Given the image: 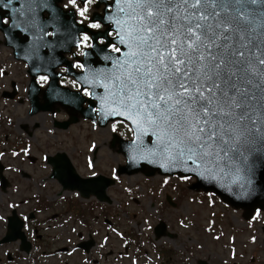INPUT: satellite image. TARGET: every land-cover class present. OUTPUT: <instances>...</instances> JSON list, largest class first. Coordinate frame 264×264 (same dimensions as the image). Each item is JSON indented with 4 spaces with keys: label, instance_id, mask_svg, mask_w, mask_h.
<instances>
[{
    "label": "flooded vegetation",
    "instance_id": "obj_1",
    "mask_svg": "<svg viewBox=\"0 0 264 264\" xmlns=\"http://www.w3.org/2000/svg\"><path fill=\"white\" fill-rule=\"evenodd\" d=\"M57 7L61 13L56 12ZM30 9L42 13L32 18ZM69 11L74 13L75 26L83 30L77 35L76 45L66 49L70 41L53 43L52 33L72 27ZM111 11L110 0H12L0 4V17L8 19V23H0V264H264V209L245 217L243 209L222 202L216 195L196 192L209 207L218 205L219 210L208 217V225L195 227L191 223L186 229L195 228L212 236L214 258L210 254L205 257L204 245L199 242L182 252L166 245L157 248L150 241L162 239L156 240L155 227L150 237H123L125 252L112 249L106 254L109 247L103 239L98 240L99 228L92 226L99 224L96 218L106 216L103 212L95 218L92 204L42 194L50 180L59 192H74L78 201L91 199L92 195L82 197L75 187L94 177L97 145L91 131L111 125L116 129L118 125L127 135L111 126V139L113 134L124 140L132 137L129 126L121 121L100 126L103 120L98 115L97 100L105 101L108 92L100 87V81L85 76L86 68L102 66L106 53L118 55L123 50L114 42L113 23L105 20V12ZM50 15L55 18L52 26L45 24ZM46 28L48 34L44 35ZM87 53L88 65L84 68ZM79 125L88 132L80 141L70 137V152L67 148L46 152L44 135L58 139L55 132L68 133ZM109 148L122 155L111 141ZM58 155H65L73 169L68 189L52 177V163L61 167ZM112 180L111 186L115 184V178ZM190 184L188 192H193ZM168 196L163 206L178 208L171 196L172 203H168ZM171 235L164 238L175 237Z\"/></svg>",
    "mask_w": 264,
    "mask_h": 264
},
{
    "label": "snow or ice",
    "instance_id": "obj_2",
    "mask_svg": "<svg viewBox=\"0 0 264 264\" xmlns=\"http://www.w3.org/2000/svg\"><path fill=\"white\" fill-rule=\"evenodd\" d=\"M128 8L129 53L111 111L152 129L160 154L192 175H211L221 161L248 166L264 149V0H128Z\"/></svg>",
    "mask_w": 264,
    "mask_h": 264
},
{
    "label": "water",
    "instance_id": "obj_3",
    "mask_svg": "<svg viewBox=\"0 0 264 264\" xmlns=\"http://www.w3.org/2000/svg\"><path fill=\"white\" fill-rule=\"evenodd\" d=\"M80 1L83 2L84 0ZM105 5L108 7L107 4ZM110 6L112 7V11L110 13L105 12V20L113 23L112 30L116 34L114 42L116 45L122 46L123 50L118 55L106 53L102 66L94 70L86 68L85 76L91 75L93 82L99 83L98 81H100V87L102 86L108 92L105 101L97 100L98 115L103 120L100 126H106L110 121L120 120L128 123L132 131V139L128 141L119 138L116 134L112 135L111 146L118 145V151L125 158V165L119 166L116 173L127 176L142 173L146 177H152L156 174L161 176L177 175L178 177L192 175V173L188 172L187 164L167 160L160 154L157 147V137L153 134L152 129L149 128L147 133H145V131L137 128L130 119H127L126 115H120L117 112L111 111V109L117 108V105L112 103L110 96V92L114 90V77L123 71L121 63L127 59L129 53L128 38L126 35L127 26L124 24V21L128 19L127 12L130 9L128 8V0H110ZM122 8L125 11L122 12ZM55 10L56 12L60 11V13L62 11L59 7L55 8ZM45 11L48 14H52V11ZM28 13L30 17L33 16L32 18H35L42 13V10L30 9ZM69 14L72 29L63 28L52 33V38H54L52 39L53 43L60 44L70 41L66 45V49H69L72 45H76L78 42L77 35L83 30V27L75 26L73 11H69ZM30 17L29 20L32 19ZM53 18L54 16L50 15L45 21V24L52 26L55 23V18ZM45 33H47V28L44 35ZM121 37H124V39H121ZM88 53L84 58V68L88 65ZM123 111V108L119 109V112ZM63 127H66V125ZM151 153H156V155H151ZM133 156L136 158L133 159ZM58 157L62 158L61 167L52 163L54 166L52 177H55L64 189H68V187H71L68 182L70 180L68 176L69 172L74 175L73 169L65 155H58ZM209 167H213L214 169L211 175L208 173H204L203 176L192 175V178H195V182L190 185V190L203 191L205 193L211 192L218 196L224 203L234 208L243 209L245 217H249L256 209H264V149L258 153H254L250 157L248 166L242 162L226 166V162L221 161L218 167L213 165H209ZM203 168L204 165H201L200 171ZM237 168L240 169L239 172H237ZM77 179L80 180L78 177ZM113 183L111 179L97 176L86 179V181L83 180V182H79L75 187L80 191L82 197L88 198L92 195L99 202L110 203L106 195V189ZM242 184L244 187H241ZM167 201L169 204L172 203L169 197H167ZM154 235L156 240L162 237H172L171 234L166 232L165 224L161 221L154 229Z\"/></svg>",
    "mask_w": 264,
    "mask_h": 264
},
{
    "label": "rangeland",
    "instance_id": "obj_4",
    "mask_svg": "<svg viewBox=\"0 0 264 264\" xmlns=\"http://www.w3.org/2000/svg\"><path fill=\"white\" fill-rule=\"evenodd\" d=\"M48 119L46 120V122ZM47 126V125H46ZM112 126V125H111ZM103 130L91 131L93 144L97 145L96 152V167L94 172L115 178V184L107 189V195L111 200L110 204L99 203L95 198L87 201H78L74 192H59V188L53 181L46 182V188L42 190V194L55 198L59 195L60 199L76 200L82 204H92L95 218L103 212V217L99 219V224L94 223V228H99L98 240L107 243L109 249L105 252L110 253L112 249L125 252L122 247V238L133 235L135 237L152 236V230L161 221L165 224L166 230L175 237L172 239L162 238L159 241H153L154 245L159 248L167 246L173 250H185L188 245L200 243L204 245V255L214 258V243L212 236L205 232L186 229L191 223L195 227L208 225V217H212L219 209L218 205L209 207L205 198H201L196 192H188V185L194 181L184 180L174 177H163L155 175L153 177H145L142 174L131 176H116L113 169L119 165H124L125 160L117 151L109 148L111 141L110 130L115 129L114 126ZM114 130H119L124 135L127 132L120 126H116ZM128 128V126H127ZM124 131V132H122ZM88 132V128L84 125L76 126L70 132H55L59 136L55 139L54 136L49 137L44 135V148L48 154H52L56 149L63 150L69 147L70 137L77 138L83 133ZM61 142V143H60ZM56 145L55 147H52ZM65 144V145H64ZM165 195L171 196L174 202L179 204L178 208L164 206ZM200 198V199H199ZM164 205V206H163ZM102 206V207H101ZM106 219V222L103 220ZM116 228L113 230L112 228ZM240 239H237L239 242ZM203 255V256H204Z\"/></svg>",
    "mask_w": 264,
    "mask_h": 264
}]
</instances>
